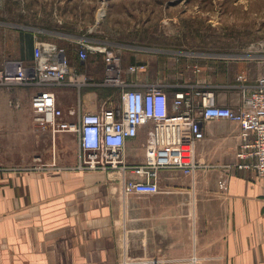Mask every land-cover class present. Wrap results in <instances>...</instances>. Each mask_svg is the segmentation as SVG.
Masks as SVG:
<instances>
[{
  "label": "crops",
  "instance_id": "crops-1",
  "mask_svg": "<svg viewBox=\"0 0 264 264\" xmlns=\"http://www.w3.org/2000/svg\"><path fill=\"white\" fill-rule=\"evenodd\" d=\"M90 29L89 39L87 33L65 28H43L38 34L57 40L71 67L97 85L105 79V58L90 51L82 61L84 44L119 52L125 69L144 65L127 78L163 87L170 101L175 90L201 86L214 91L219 105L238 108L240 86H254L264 75L263 62L224 54L163 53L121 42L117 34L99 37L97 24ZM28 34L33 33L20 34L12 47L25 62L32 61L40 39L35 35V42H29ZM54 92L64 111L77 107L81 93L75 87ZM35 93L17 87L14 94L22 106L13 110L8 91L0 88V264H121L125 256L160 258L166 264H264L263 185L254 169L233 166L251 162L237 157V123L204 122L197 145L201 167L195 175L160 171L159 193L136 206V195L123 194L118 173L79 169L75 134L37 130L31 105ZM113 96L102 94L99 86L86 87L81 112L98 113ZM145 142L146 129L141 128L127 144L128 163L144 161Z\"/></svg>",
  "mask_w": 264,
  "mask_h": 264
},
{
  "label": "built area",
  "instance_id": "built-area-1",
  "mask_svg": "<svg viewBox=\"0 0 264 264\" xmlns=\"http://www.w3.org/2000/svg\"><path fill=\"white\" fill-rule=\"evenodd\" d=\"M90 51L104 55L106 68L102 84H94L70 65L66 49L54 42H37L26 76L23 62L9 63L0 69V88L24 84L36 88L31 105L34 123L39 131L67 132L77 136L81 151L82 171L118 173L126 195L159 193L158 174L177 170L194 176L201 167L197 145L203 139L202 124L229 120L241 128L237 157L250 163L234 164L238 169H254L262 180L264 193V75L254 86L241 85L238 108L219 105L213 90L189 86L174 91L170 101L163 87L129 80L144 70V65L122 66L119 52L105 46L84 44L79 57L87 60ZM12 64V65H11ZM239 79H242L240 77ZM73 86L78 92L87 86H111L119 89V102L109 101L98 113L81 112V99L76 108L64 111L58 106L55 88ZM72 118L71 120L67 118ZM146 129L144 161L128 163L127 144ZM121 264H166L156 258H130Z\"/></svg>",
  "mask_w": 264,
  "mask_h": 264
},
{
  "label": "rangeland",
  "instance_id": "rangeland-1",
  "mask_svg": "<svg viewBox=\"0 0 264 264\" xmlns=\"http://www.w3.org/2000/svg\"><path fill=\"white\" fill-rule=\"evenodd\" d=\"M106 23L108 27L100 34ZM95 24L99 37L117 34L121 42L161 48L163 53L224 54L225 58L264 63V0H0V69L23 62L26 76L33 75L32 61L21 60L12 49L20 34L33 33L39 42H53L38 33L43 28L58 32L65 28L83 35ZM17 87L36 89L24 84L2 87L9 93L13 110L22 106L14 94ZM99 88L102 94H114L112 100L118 104L117 87ZM145 196L151 197L136 195L135 205L144 204Z\"/></svg>",
  "mask_w": 264,
  "mask_h": 264
},
{
  "label": "trees",
  "instance_id": "trees-1",
  "mask_svg": "<svg viewBox=\"0 0 264 264\" xmlns=\"http://www.w3.org/2000/svg\"><path fill=\"white\" fill-rule=\"evenodd\" d=\"M25 38L30 42H35V35L34 34H28L25 36ZM33 59V58H32Z\"/></svg>",
  "mask_w": 264,
  "mask_h": 264
},
{
  "label": "bare ground",
  "instance_id": "bare-ground-1",
  "mask_svg": "<svg viewBox=\"0 0 264 264\" xmlns=\"http://www.w3.org/2000/svg\"><path fill=\"white\" fill-rule=\"evenodd\" d=\"M103 15V13L100 14V17L99 18H102L101 16Z\"/></svg>",
  "mask_w": 264,
  "mask_h": 264
}]
</instances>
